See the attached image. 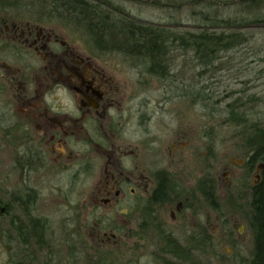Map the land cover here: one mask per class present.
<instances>
[{"label":"flooded vegetation","instance_id":"1","mask_svg":"<svg viewBox=\"0 0 264 264\" xmlns=\"http://www.w3.org/2000/svg\"><path fill=\"white\" fill-rule=\"evenodd\" d=\"M53 1H13L16 11L0 10V264H99L108 247L113 251L131 240L141 243L144 255L155 259L158 254L162 264H196L209 256L215 234L209 218L198 225L188 222L195 194L211 207L209 154L196 163L194 131H178L177 111V126L171 124L173 112L166 124L159 115L178 101V93L158 96L141 88L153 79L173 88L170 64L177 48L168 47L163 78L149 70L145 47L70 42L69 32L48 26L52 18L63 17ZM89 1L134 20L109 2ZM118 66L135 74L139 88L134 92L127 80L116 78ZM165 131L171 135L166 145ZM246 159L240 166L256 187L261 164L244 168ZM192 163L200 167L199 184L188 177ZM69 191L84 201L75 217L83 228L71 235L67 220L58 226L51 213V197H67ZM164 206L172 221L181 212L190 216L171 229ZM120 215L128 216L126 233L115 222ZM178 227L184 228L178 232Z\"/></svg>","mask_w":264,"mask_h":264},{"label":"rangeland","instance_id":"2","mask_svg":"<svg viewBox=\"0 0 264 264\" xmlns=\"http://www.w3.org/2000/svg\"><path fill=\"white\" fill-rule=\"evenodd\" d=\"M13 1L18 5L37 3V0H9L3 2L0 10L16 11L17 9L12 5H8ZM102 1L109 2L108 4L115 10L128 12L136 22L162 27L176 34L199 33L202 29H207L217 31L209 33L233 32L245 38L241 45L230 51L219 53L217 60L207 68H203L197 62L192 49L185 50L175 47L177 49L172 53L173 58L171 57L170 64L172 66L170 74L176 76L173 88L167 86L161 79L148 80L141 85V88L147 93L158 94V96L164 92L178 93L180 96L176 103L173 101V110H171L173 104L171 103L159 115L166 124L169 114L173 112L175 116L177 111L178 131H194L191 142L195 149L196 163L199 161L198 157L200 158L205 152L209 154L210 173L214 179L218 208L209 207L202 195L195 194V213L192 214V220L190 218L188 222H190L189 225H198L203 224L209 218L211 233L215 234L207 250L209 256L199 257L195 263L241 264L242 258L249 260L253 237L247 217L250 187L254 178L240 166L243 158L245 159L248 155L239 139L240 136L236 134V131L242 127L227 125L224 119L227 115L225 105L238 98L241 103H244L240 111L247 116L249 121L264 124V6L261 4L252 6L251 2L243 3L244 0ZM19 12H24L22 14L25 17L33 16L31 13L27 15L25 11ZM222 21L230 23L221 25L219 22ZM48 26L60 32H69L67 39L74 44L83 46L94 44L89 35H71L70 32L86 31L81 25L70 22L67 18H52L48 21ZM116 78L121 83L127 80L129 86H132L131 92L139 88L134 84L135 74L126 72V68L122 66H118ZM199 98H206V100H197ZM175 120L176 116L172 125H176ZM204 129L209 136L206 143L202 139ZM166 133L167 131L163 137L164 145L171 140V135L167 137ZM199 135L201 138H198ZM199 144L202 148H199ZM196 163L191 164L188 177L190 175L191 178L196 179V184H199L200 167ZM83 202L81 197L75 196L71 191L68 192L67 197H51V213L58 222V226L61 219L62 221L67 220L68 235L75 233L77 226L83 228L84 224L81 220L78 218L80 224H77L75 219L79 211L76 207ZM85 203L87 204V200ZM61 205L66 206L67 211ZM165 206L164 219L171 229L176 228L177 224L181 225L180 222L184 221L185 215L190 216L188 212H181L176 215L175 221H172L168 213L169 207ZM84 219L88 220L87 217ZM127 221V215L115 217L116 224L124 227L125 233L127 232L125 228ZM240 225H243L242 234L239 233ZM183 228L178 227V232H181ZM139 245H141L139 241L131 240L130 243H125L123 247H118L113 251L109 247L107 250L104 248L103 250L107 251L106 258L100 259L98 263L162 264L158 254L154 255L156 260L151 258L150 254L144 255L139 251ZM1 259L0 254V261Z\"/></svg>","mask_w":264,"mask_h":264},{"label":"trees","instance_id":"3","mask_svg":"<svg viewBox=\"0 0 264 264\" xmlns=\"http://www.w3.org/2000/svg\"><path fill=\"white\" fill-rule=\"evenodd\" d=\"M5 1L9 0H0V6ZM246 2H251L252 6L260 4L264 6L262 4L264 0H244L243 3ZM12 3L9 2L8 5ZM52 3L58 9V15L81 25L86 32H89L94 44L145 47L147 50H145L147 52L145 58L150 64L149 70L158 71L159 76L163 78H167L165 55L169 46L185 50L192 49L197 62L203 68H207L217 60L219 53L230 51L245 40L238 33L225 31L209 33L217 31L207 29H202L199 33L176 34L162 27L142 24L121 15H115L113 11L102 8L99 4L89 0H54ZM219 23L224 25L230 22ZM197 100L205 101L206 98ZM243 105L244 103H241L238 98L227 103L225 105L227 115L224 122L227 125L242 127L236 131V134L240 136L239 139L246 154L248 153L244 168L259 162L261 172L258 185L250 187L248 202L247 221L253 237L250 259L242 258L241 264H264V124L250 122L247 116L240 111ZM210 200L211 207L218 208L213 177ZM175 252L179 253V258L182 259V251L178 250L176 246L173 247V253L175 254ZM163 264L174 263L165 260Z\"/></svg>","mask_w":264,"mask_h":264}]
</instances>
